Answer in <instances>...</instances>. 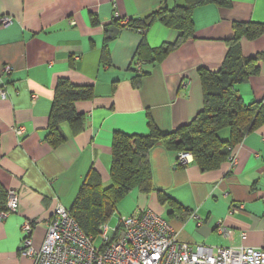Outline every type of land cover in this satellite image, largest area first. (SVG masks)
I'll return each mask as SVG.
<instances>
[{"label":"crops","instance_id":"1","mask_svg":"<svg viewBox=\"0 0 264 264\" xmlns=\"http://www.w3.org/2000/svg\"><path fill=\"white\" fill-rule=\"evenodd\" d=\"M182 0H0V187L17 195V210L0 222V264H34L20 254L25 222L33 224L31 239L41 247L54 208L69 209L87 176L96 169L109 185L114 132H147L150 117L162 133L189 123L202 109L199 69L217 71L232 38L233 22L264 23V0H231L230 7L205 5L194 10L195 39L181 45L162 62L133 63L140 36L119 29L120 18H144L160 7L171 9ZM95 20V24L91 20ZM116 24V25H115ZM117 29L109 37L110 29ZM107 30L108 32H105ZM108 39V64L101 50ZM178 31L155 21L146 33L152 49L172 44ZM243 57L264 53V34L242 40ZM107 65V66H106ZM6 66L10 74L4 73ZM141 74V75H140ZM143 74V75H142ZM140 76L138 88L133 81ZM66 77L75 85L93 87L94 98L78 102L86 116L84 131L56 148L45 142L55 82ZM245 103L264 105V61L256 76L237 86ZM22 133L19 134V130ZM219 135L228 136V131ZM235 164L227 162L202 173L192 163L180 167L178 154L158 145L150 152L154 186L196 214L201 221L168 217L155 195L136 190L131 213L151 209L178 232L180 240L209 247L264 250V126L247 134L235 148ZM240 207V208H239ZM232 208L237 212L232 213ZM2 209V210H3ZM0 210V211H2ZM130 213V214H131ZM223 220L231 237L220 236Z\"/></svg>","mask_w":264,"mask_h":264},{"label":"trees","instance_id":"2","mask_svg":"<svg viewBox=\"0 0 264 264\" xmlns=\"http://www.w3.org/2000/svg\"><path fill=\"white\" fill-rule=\"evenodd\" d=\"M205 5L226 9L230 7L231 0H182L181 4H175L171 9L160 7L142 19H129L124 25H120V30L140 36L133 63L139 66L160 63L175 49L195 39L192 15L196 8ZM155 21L178 31L174 43L155 49L148 46L146 33ZM91 23L94 25L96 22L92 19ZM232 33V38L225 41L226 54L220 68L217 71L205 68L198 71L203 105L189 123L169 133H162L148 117L146 133H113L109 185L103 186L100 173L92 168L69 210L84 234L96 236L116 212L117 204L134 190L146 198L155 195L160 207L167 210L168 217L177 216L184 220L191 218L188 208L154 186L149 157L151 150L161 145L176 154L189 153L192 156L191 163L202 173L213 172L221 169L228 158L235 156V148L247 134L264 126L262 102L245 103L237 90L238 85L259 73L264 61V53L243 57L240 43L242 40L252 41L262 36L264 23L233 22ZM107 41L106 37L100 57L101 62L106 64L109 61ZM133 82V87H138L140 76ZM93 98L92 86L75 85L66 77L55 82L44 139L50 148L54 149L66 140L62 129L64 124L69 127L72 136L84 131L86 116L79 113L75 105L78 102L92 101ZM225 130L228 131V136L223 138L219 133ZM5 200L6 194L0 187V210L4 208ZM155 213L161 215L156 211Z\"/></svg>","mask_w":264,"mask_h":264},{"label":"built area","instance_id":"3","mask_svg":"<svg viewBox=\"0 0 264 264\" xmlns=\"http://www.w3.org/2000/svg\"><path fill=\"white\" fill-rule=\"evenodd\" d=\"M114 18L122 19L117 13ZM8 21L7 17H0V25L4 26ZM10 72V67L4 68L5 74ZM0 98H7L4 88H0ZM18 133L21 134L22 129ZM236 159V156L230 157L228 162L235 164ZM177 161L179 165L187 166L192 162V156L182 152ZM16 210L17 195L10 191L5 209L0 211V222ZM234 212H237L236 208H232ZM191 219H197V216L192 214ZM32 229L31 222L24 223L19 252L31 258L34 264H264V250L215 248L183 242L169 223L152 210H138L121 217L114 229L106 223L96 236H92L82 232L69 210L57 206L47 223L39 249L33 246ZM216 231L227 237L224 234L228 231L226 226L219 225Z\"/></svg>","mask_w":264,"mask_h":264},{"label":"rangeland","instance_id":"4","mask_svg":"<svg viewBox=\"0 0 264 264\" xmlns=\"http://www.w3.org/2000/svg\"><path fill=\"white\" fill-rule=\"evenodd\" d=\"M114 21L118 24L120 23V25H124L126 23V19L122 18V19H116L114 18ZM177 50V49H175ZM174 50V51H175ZM6 67H10V66H6ZM5 67V68H6ZM11 68V67H10ZM141 66L138 67V69H140ZM139 87V86H138ZM136 87V88H138ZM80 191V190H79ZM79 193V192H78ZM136 205V195L134 193H132L131 195L129 194L128 196H126L124 199H122L118 204H117V208H116V212L111 216V218L107 221V224H108V227L110 229H114L117 227V223L119 221V219L121 217H126V216H129V215H132L133 213H131L134 209V206ZM60 206V205H58ZM71 208V207H70ZM67 209V210H70ZM56 208H54L52 214L54 213ZM145 210H151V209H145ZM153 211V210H152ZM155 212V211H154ZM131 213V214H130ZM162 216L165 217V215L163 214ZM190 216H192V213H190ZM197 216V215H196ZM196 220V224L197 226H201V221H200V218L197 216V219H194ZM221 225L223 228H224V222L223 220H217L216 222V230L218 229V226ZM173 229V228H172ZM174 230V229H173ZM175 232H177L176 230H174ZM178 233V232H177ZM227 237L226 238H230L231 237V231L228 229L227 233H224ZM224 237V236H222ZM182 241V240H181ZM184 242V241H183ZM98 244H101V241L98 240Z\"/></svg>","mask_w":264,"mask_h":264},{"label":"water","instance_id":"5","mask_svg":"<svg viewBox=\"0 0 264 264\" xmlns=\"http://www.w3.org/2000/svg\"><path fill=\"white\" fill-rule=\"evenodd\" d=\"M117 33H118V30L112 28V29H110L109 37H111V38H112V37H115V36L117 35Z\"/></svg>","mask_w":264,"mask_h":264}]
</instances>
